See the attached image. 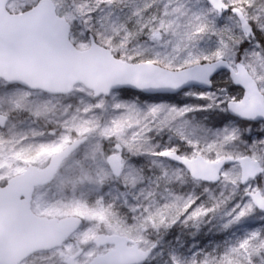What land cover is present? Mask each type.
<instances>
[{
    "label": "snow or ice",
    "instance_id": "6c2138e0",
    "mask_svg": "<svg viewBox=\"0 0 264 264\" xmlns=\"http://www.w3.org/2000/svg\"><path fill=\"white\" fill-rule=\"evenodd\" d=\"M0 264H264V0H0Z\"/></svg>",
    "mask_w": 264,
    "mask_h": 264
}]
</instances>
